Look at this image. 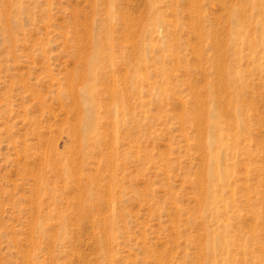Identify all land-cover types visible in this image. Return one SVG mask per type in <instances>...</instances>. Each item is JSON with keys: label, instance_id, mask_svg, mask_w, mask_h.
Wrapping results in <instances>:
<instances>
[{"label": "rangeland", "instance_id": "374dc122", "mask_svg": "<svg viewBox=\"0 0 264 264\" xmlns=\"http://www.w3.org/2000/svg\"><path fill=\"white\" fill-rule=\"evenodd\" d=\"M0 264H264V0H0Z\"/></svg>", "mask_w": 264, "mask_h": 264}]
</instances>
